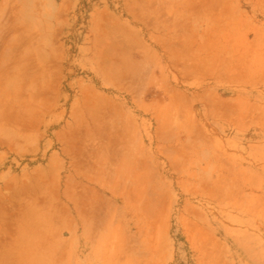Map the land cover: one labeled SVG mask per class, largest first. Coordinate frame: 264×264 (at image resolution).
Returning <instances> with one entry per match:
<instances>
[{
	"label": "rangeland",
	"instance_id": "obj_1",
	"mask_svg": "<svg viewBox=\"0 0 264 264\" xmlns=\"http://www.w3.org/2000/svg\"><path fill=\"white\" fill-rule=\"evenodd\" d=\"M0 44V264H264V0H3Z\"/></svg>",
	"mask_w": 264,
	"mask_h": 264
},
{
	"label": "crops",
	"instance_id": "obj_2",
	"mask_svg": "<svg viewBox=\"0 0 264 264\" xmlns=\"http://www.w3.org/2000/svg\"><path fill=\"white\" fill-rule=\"evenodd\" d=\"M2 3H3V0H0V8L2 7ZM14 51V49L11 48V46H6L4 44H0V67L2 66H12V65H15L17 63H14L12 62L13 59H12V52ZM28 60H30L29 58H26ZM24 65H28V66H31V62L29 61L28 63H25ZM34 65V64H32ZM32 151H35V146L32 148ZM29 154V152H26ZM10 176H2V178H0V181L2 183V187H4V184H5V180L6 178H9ZM19 179H21V176L18 177ZM25 183V182H24ZM25 189V193L24 195L28 198V202L26 203H23V207H20V202H19V205H18V209L17 210H23V211H30L32 209H35L34 208V203L31 202V199L33 197L32 193H31V189H30V186L24 188ZM121 192H124V189L123 190H120Z\"/></svg>",
	"mask_w": 264,
	"mask_h": 264
}]
</instances>
